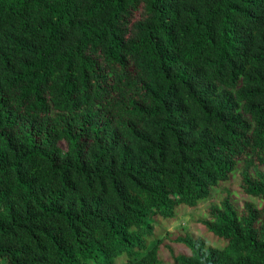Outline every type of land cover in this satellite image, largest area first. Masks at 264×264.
<instances>
[{
  "label": "trees",
  "instance_id": "16d2710c",
  "mask_svg": "<svg viewBox=\"0 0 264 264\" xmlns=\"http://www.w3.org/2000/svg\"><path fill=\"white\" fill-rule=\"evenodd\" d=\"M163 258L264 264V0H0V262Z\"/></svg>",
  "mask_w": 264,
  "mask_h": 264
},
{
  "label": "rangeland",
  "instance_id": "374dc122",
  "mask_svg": "<svg viewBox=\"0 0 264 264\" xmlns=\"http://www.w3.org/2000/svg\"><path fill=\"white\" fill-rule=\"evenodd\" d=\"M235 190V187L232 189ZM234 199L237 200V205L240 207L243 201H247L248 199L245 196L240 195L238 192H235ZM224 194V191L221 195ZM206 203L198 204L196 207H181L176 209L175 215L168 220H161L159 225L156 226V231H161V233H173L174 231L179 232L180 230L186 232L187 234L194 237H202L204 240L211 246H215L218 243L215 239L206 231L202 229V227L198 226V218L202 217V214L205 210ZM180 233V232H179ZM164 264H172V262L167 261L163 258ZM0 264H4L0 262ZM115 264H125L124 261H117Z\"/></svg>",
  "mask_w": 264,
  "mask_h": 264
}]
</instances>
